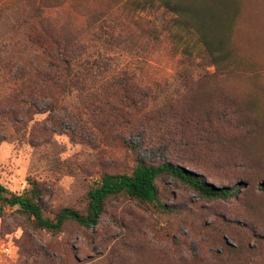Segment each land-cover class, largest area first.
<instances>
[{
    "label": "rangeland",
    "instance_id": "obj_1",
    "mask_svg": "<svg viewBox=\"0 0 264 264\" xmlns=\"http://www.w3.org/2000/svg\"><path fill=\"white\" fill-rule=\"evenodd\" d=\"M133 1L0 0V184L19 193L32 179L52 217L62 208L82 211L103 174L128 172L139 157L169 160L235 195L204 200L161 179L167 212L115 197L95 227L66 223L58 234L32 231L7 209L0 212V264H264V0H227L229 11L212 15L226 70L200 62L197 38L176 28L173 15L139 12ZM42 28L73 39L83 58L109 56L111 69L167 91L154 107L181 105L197 119L219 98L243 127L191 156L181 136L155 140L137 118L125 125L106 114L96 119L75 92L28 101L16 74L45 63L42 46L50 41ZM185 68L194 71L193 83L172 92ZM190 158L193 165L185 163Z\"/></svg>",
    "mask_w": 264,
    "mask_h": 264
},
{
    "label": "trees",
    "instance_id": "obj_2",
    "mask_svg": "<svg viewBox=\"0 0 264 264\" xmlns=\"http://www.w3.org/2000/svg\"><path fill=\"white\" fill-rule=\"evenodd\" d=\"M132 4L139 12L173 15L176 28L179 27L185 36L197 38V45L201 47L197 53L200 62L216 70L228 68L229 56L224 41L217 32L212 31V15H222L221 9L225 13L229 11L227 0H134ZM42 29L50 41L47 43L53 46L41 43L45 63L35 67L32 72L19 70L16 74L19 95L28 101L37 103L52 93L66 96L75 92L79 99L86 100V107L91 109L96 119H99V114H106L104 117L107 121L110 117L114 121L119 120V125H125L130 124V118H137L142 130L143 126H147L154 131L155 140L181 136L180 139L186 141L185 146L192 149L191 156L202 155L203 150L214 140L223 138L226 133L232 135L243 127L242 119L237 117L238 113L219 98L215 99L210 111H201L202 115L197 119L192 112L181 108V105L154 107L157 99L164 98L167 91L161 92L143 84L133 72L111 69L109 56L96 54L92 60L90 56L83 58L84 53L73 39L58 34L57 37L51 34L53 31ZM175 37L181 40L180 36ZM182 55L191 60V53L186 49ZM190 67L193 68L192 65ZM193 72L191 68L182 70L172 92H178L177 88L180 87H190L194 81ZM197 78L202 80L205 77L198 74ZM192 137L195 139L192 140ZM185 163L194 164L192 158ZM161 179L182 184L204 200H226L235 195L234 189L209 183L201 175L169 160L156 163L137 157L128 172L103 174L97 184L89 188L82 211L62 208L52 217L47 216L41 189L35 181L29 179L28 187L19 193L10 192L0 184V212L13 209L32 231L58 234L66 223H74L88 230L97 225L108 200L115 197H125L167 212L168 207L159 196L158 182Z\"/></svg>",
    "mask_w": 264,
    "mask_h": 264
}]
</instances>
